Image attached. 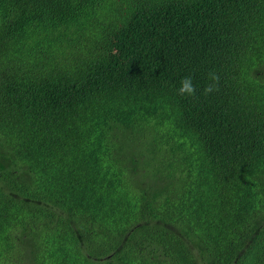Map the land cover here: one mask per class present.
<instances>
[{"label": "trees", "instance_id": "16d2710c", "mask_svg": "<svg viewBox=\"0 0 264 264\" xmlns=\"http://www.w3.org/2000/svg\"><path fill=\"white\" fill-rule=\"evenodd\" d=\"M11 254L264 264V0H0Z\"/></svg>", "mask_w": 264, "mask_h": 264}, {"label": "clouds", "instance_id": "9594fccd", "mask_svg": "<svg viewBox=\"0 0 264 264\" xmlns=\"http://www.w3.org/2000/svg\"><path fill=\"white\" fill-rule=\"evenodd\" d=\"M179 91L181 93H189V94L194 91V85L192 84V81H191L190 77L183 78V80L181 81V86L179 88ZM42 218H43V222L47 221L46 216L42 215ZM50 222L48 224L49 226H50ZM96 244H98L100 246L98 238L94 242H88V243H86L84 245H87L88 250L90 251V253H93V251H95V253H96V252H98V251H96V249H94V245H96Z\"/></svg>", "mask_w": 264, "mask_h": 264}, {"label": "rangeland", "instance_id": "374dc122", "mask_svg": "<svg viewBox=\"0 0 264 264\" xmlns=\"http://www.w3.org/2000/svg\"><path fill=\"white\" fill-rule=\"evenodd\" d=\"M11 264H13V262H12V254H11Z\"/></svg>", "mask_w": 264, "mask_h": 264}]
</instances>
